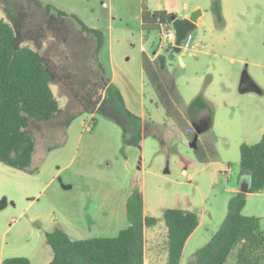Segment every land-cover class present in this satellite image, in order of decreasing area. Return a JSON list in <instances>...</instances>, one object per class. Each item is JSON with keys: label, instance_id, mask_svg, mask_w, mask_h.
Listing matches in <instances>:
<instances>
[{"label": "trees", "instance_id": "1", "mask_svg": "<svg viewBox=\"0 0 264 264\" xmlns=\"http://www.w3.org/2000/svg\"><path fill=\"white\" fill-rule=\"evenodd\" d=\"M0 6L5 17L0 20V163L34 174L36 169H30V165L34 137L40 126L54 123L56 133H63L78 117L93 115L111 95L109 77L99 60L104 35L75 15L40 0H0ZM211 11L217 28L221 29L224 20L220 0H212ZM171 16L175 15L148 9L142 1L141 30L150 33L169 29ZM159 44L152 46L153 52ZM167 53L166 57L156 58L142 53L145 80L166 118L186 134L190 143L195 128L199 135L210 134L204 142L198 139L194 149L199 163H210L217 158L211 133L213 109L199 94L182 111L181 96L168 70L176 54L170 44ZM53 84L67 98L64 108L51 90ZM114 91L124 115L138 124L139 118L124 108L121 95ZM201 113H206L207 118L197 122ZM140 141V134L127 139L135 146ZM239 152L240 169L249 176L248 192L237 191L230 197L219 229L187 264H226L234 251V264H264L260 219L242 214L248 194L264 193V134L254 145L241 144ZM125 217L128 227L114 238L73 241L59 227L45 233V243L52 251L48 264H144L143 230L154 226L156 220L144 216L143 196L136 181L125 201ZM162 221L167 229V264H180L184 246L197 228L199 217L180 209H164ZM2 264H30V261L13 257Z\"/></svg>", "mask_w": 264, "mask_h": 264}, {"label": "rangeland", "instance_id": "2", "mask_svg": "<svg viewBox=\"0 0 264 264\" xmlns=\"http://www.w3.org/2000/svg\"><path fill=\"white\" fill-rule=\"evenodd\" d=\"M142 1L150 10H166L172 6L170 11L176 18L191 16L197 10L203 12L199 25L190 32L191 49L176 53L168 70L181 96L182 111L199 94L212 107L211 133L215 137L217 158L206 164L196 160L186 134L166 118L152 88L147 85L148 121L142 142L144 169L136 174L148 217L156 220L148 231L157 252L155 264H167L163 244L164 209H180L204 218L181 258L180 264H187L222 224L233 194L231 189H239L244 182H249V176L239 165L240 145H254L264 134V0H220L224 20L221 29L217 28L211 11L212 0ZM4 18L0 6V20ZM165 30L143 32L148 54L152 55V46L160 43L156 50L158 56H168L169 43L163 39ZM51 90L64 108L67 98L61 88L53 84ZM154 100L157 108L152 103ZM87 117L82 115L73 123L78 124ZM206 118V113H201L197 115V122ZM53 124L41 125L34 137L30 165V169H36L34 174L0 163V245L11 249L9 255H26L28 248L38 247V243L37 247L33 246L28 228H35L44 222L42 218L52 213L49 199L54 184L49 185L48 181L59 167L67 164L74 151L73 141L62 147L68 128L56 133ZM87 127L91 128L92 123ZM135 130L140 133L139 127ZM209 136V133L198 134V139L204 142ZM242 214L259 218L264 231V193L247 195ZM25 234L32 245L25 244ZM234 255L235 251L226 264H234Z\"/></svg>", "mask_w": 264, "mask_h": 264}, {"label": "crops", "instance_id": "3", "mask_svg": "<svg viewBox=\"0 0 264 264\" xmlns=\"http://www.w3.org/2000/svg\"><path fill=\"white\" fill-rule=\"evenodd\" d=\"M40 1L75 15L88 27L103 33L104 42L99 60L109 77L111 95L99 104L93 115L78 124L72 123L66 130L62 147L71 141L75 142V146L67 164L59 167L48 181L49 185L54 184L49 199L52 213L42 218L43 223L28 228L33 246L37 247L38 243V247L28 248L26 255H9L11 249L0 245V264L6 258L13 257L27 258L30 264H48L52 260V251L48 250L50 248L45 243L44 235L56 227L62 229L73 241L116 237L128 227L125 201L132 183L136 181V174L144 169L142 142L148 121V84L141 67V55L146 53L148 57L156 58L158 51H152V55L147 53L146 40L141 30L142 0ZM170 8L172 6L165 11L172 13ZM202 16L203 12L195 22L196 27ZM189 17L184 15L179 19ZM114 90L121 95L124 108L139 118L138 124L124 115ZM152 103L157 108L155 100ZM89 122L92 123L91 128L87 127ZM135 127H139L140 133H136ZM136 134L141 135L138 146L127 142L130 136ZM237 191V188L231 189L233 194ZM142 196L143 214L148 217L145 198ZM203 223L204 218L199 217V224L188 238L182 256L188 242ZM151 227H144L143 230L144 264H155L157 260L153 237L148 232ZM166 232L164 226V249ZM26 238L25 234V244L32 245L30 239Z\"/></svg>", "mask_w": 264, "mask_h": 264}, {"label": "water", "instance_id": "4", "mask_svg": "<svg viewBox=\"0 0 264 264\" xmlns=\"http://www.w3.org/2000/svg\"><path fill=\"white\" fill-rule=\"evenodd\" d=\"M200 15H201V11L197 10L189 18L179 19V18H176L175 16H171L170 20H171L172 28L175 32V42H174L175 45L173 46L175 53L180 52L179 45L181 41L184 39L186 34L192 32L195 29L196 27L195 22ZM195 130H196V134L194 136V139L189 144V146L192 149L196 148L198 134L200 133L198 129L195 128ZM248 188H249V183L244 182L239 187L238 191L240 193H247Z\"/></svg>", "mask_w": 264, "mask_h": 264}, {"label": "built area", "instance_id": "5", "mask_svg": "<svg viewBox=\"0 0 264 264\" xmlns=\"http://www.w3.org/2000/svg\"><path fill=\"white\" fill-rule=\"evenodd\" d=\"M163 39H165L170 45L172 46L175 45L174 43L175 42V32L172 27L164 31ZM192 41H193L192 35L190 33L186 34L184 39L181 41L179 45L180 51L186 52L190 50Z\"/></svg>", "mask_w": 264, "mask_h": 264}]
</instances>
